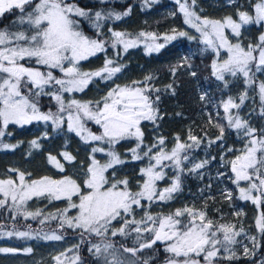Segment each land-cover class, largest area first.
Masks as SVG:
<instances>
[{
	"label": "snow or ice",
	"instance_id": "obj_1",
	"mask_svg": "<svg viewBox=\"0 0 264 264\" xmlns=\"http://www.w3.org/2000/svg\"><path fill=\"white\" fill-rule=\"evenodd\" d=\"M157 2L141 0V7L151 8ZM227 3L235 5L236 0ZM97 4L99 7L88 8L81 6L80 0H0V17L6 13L16 16L11 27L0 29V149L14 151L19 147L3 143V138L11 135L7 132L10 125L38 122L57 133L72 134L88 152L81 161L78 152L68 150L67 142L56 154L49 152L46 162L57 176L33 178L30 172L8 169L9 175L0 177V209L8 213L7 220L12 223H0V239L60 241L67 230L78 233L80 243L54 256L55 264H83L79 255L82 244L87 245L94 264H155V258L144 252L155 251L158 243L163 245V264H234L241 258L264 264V256H257L264 248V127L253 126L251 113L241 115L245 101L258 97L259 116L264 119V79L259 78L264 76V31L255 42H245L249 27L264 28V0H248L247 7L237 6L232 14L220 18L204 15L197 0H175L183 23L198 35L173 29L171 35L162 37L143 31L132 37L115 30L110 22L129 16L132 7L116 11L111 7L113 0H97ZM178 37L204 45L203 51L210 52V75L223 88L230 86L231 77L242 79L244 90L218 104L207 92L200 95L209 109L208 124L219 134L208 138L205 132L201 137L189 129L186 139L176 135L169 148L163 135L145 142V122L158 128L163 119L161 89L153 83L154 77L147 75L125 84L116 80L126 68L121 63V49L127 52L143 39L150 54ZM161 39L164 43L156 42ZM109 48L115 50L111 58L107 57ZM100 53L105 54L103 65L84 71L81 62ZM180 67L197 76L187 57L172 69L173 76ZM96 81L105 85L103 95L76 97ZM250 90L256 96L250 97ZM165 91L175 95L174 84H168ZM212 108L217 111L213 113ZM226 134L235 135L241 147L227 146ZM49 138L45 130L29 142L30 149L39 150L41 140ZM205 140L209 146L221 142V166L231 175L218 172L217 176L235 186L234 190H221V197L230 206L240 200L256 207L252 227L258 235L245 230L239 219L242 210L234 211L235 221L225 220L221 209H216L218 218L211 217L208 201L215 200L214 196H202L200 207L184 205L166 214L152 213V205L166 204L183 191L185 177L195 174L204 179L203 170L216 157L193 160L191 153ZM122 143L130 145L126 153L118 151ZM130 161L143 165L135 185L118 175ZM69 169L76 171L69 174ZM161 182L167 183L161 187ZM34 199L49 204L63 201L65 207L54 213L43 208L29 210L28 203ZM19 219L37 220L40 225L55 221L56 227L44 232L42 227L33 229L26 224L21 230L16 226ZM236 246L242 252L238 253ZM20 251L31 253L32 248L0 247V253ZM73 252V256L68 255Z\"/></svg>",
	"mask_w": 264,
	"mask_h": 264
},
{
	"label": "trees",
	"instance_id": "obj_2",
	"mask_svg": "<svg viewBox=\"0 0 264 264\" xmlns=\"http://www.w3.org/2000/svg\"><path fill=\"white\" fill-rule=\"evenodd\" d=\"M223 0H198L197 4L200 9H203V14L212 18H219L232 14L237 6H240V2L243 6H247L248 0H236L235 5L228 7H222ZM81 6L88 8L99 7L97 0H80ZM127 6L132 7V12L129 16L122 18L120 21H111L110 25L118 31H124L129 33L132 37H136L141 31L143 32H154L158 36L164 34H171L172 30H180L183 24L182 14L177 12V5L172 0H158L154 3L151 8L141 7V0H113L111 7H114L116 11H122ZM170 7L172 12H177L175 16L169 15L165 8ZM16 19L14 13H6L3 17H0V29L5 27H11L13 21ZM264 31V28L258 26H251L247 29L246 34L248 38H245V42H255L260 33ZM88 34L91 35V32ZM157 43H164V41L158 40ZM197 44L196 41L188 40L184 37H178L177 39L166 43L165 47L159 52L147 53V52H136L127 51L121 55V63L126 65L125 70L116 83L125 84L130 83L133 80H142L147 75L154 77L153 83L156 87L161 89L160 93V113L163 119L158 121L159 127L155 128L151 123L146 122L144 124L145 142L150 143L154 137L163 135L167 139L168 146H172L174 137L179 135L182 139H186L187 132L189 129L194 134L203 137L204 133H207L208 138H214L217 136L218 130L208 124L207 116L209 109L205 108V102L200 101V88L208 89V94L215 103L218 104L221 99H225L233 93V89H238L242 85V79L233 81L228 88H223L219 81H216L210 75L208 65L210 60V52H205L203 49H199L193 53L192 56L188 55L189 50ZM113 49L109 48L107 51V57L111 58L114 56ZM122 51V49H121ZM183 52L186 56L182 57L180 54ZM187 57L188 62L193 65L197 71V76L192 77L188 74V69L180 67L176 69V73L172 75V69L178 64L183 63V58ZM105 60V54L100 53L95 57L89 58L87 61L81 62V67L84 71H92L100 68ZM168 84H174L175 95L171 94V91H165V87ZM91 85L97 87L103 84L99 81L94 82ZM90 85V86H91ZM88 87L84 93L81 94V99H95L101 95L95 94V91ZM233 87V88H232ZM96 90V89H95ZM256 96V94H255ZM45 105L48 104L47 98L43 101ZM255 112L254 115L257 121L264 127V119L259 116L260 102L257 97L254 100ZM215 113L214 108L210 109ZM220 111V108H219ZM177 113L182 115L178 116ZM215 115L213 119H215ZM41 129H37L34 124L24 125L23 127L18 125H10L7 132L11 135H6L3 138V143L19 144V147L14 151L0 149V177L5 176L10 168H19L21 171L30 172L33 178H39L41 176H57L58 173L54 168L46 162V157L49 152L56 154L68 143V150L73 153H79V159L85 161L88 155L87 147L83 145L78 138H75L72 134L65 135L64 133H57L47 127L44 124H40ZM44 128V130H42ZM41 130V131H40ZM48 130L50 138L47 140H41L42 147L39 150L30 149L29 142L33 139L41 137L42 133ZM219 141L215 144L207 143L205 140L201 146L193 151L195 154L191 158L194 160H203L212 156L216 157V160L211 161L206 168L203 170L204 179H200L195 174L185 177L183 182V191L177 194L176 198L166 204H160L159 210L163 213L174 211L176 208L188 205L189 201L195 203V205L203 204L202 197H199L198 192L202 191L208 196H214L215 200L209 199L208 210L209 215L213 218H218L216 209H221L222 212L229 218H236L232 215L233 207L229 205V202L224 201L220 195L221 190L233 189L234 185L230 180L217 176L218 172H227L228 175L231 173L227 168L221 166L220 156L223 155ZM225 144L229 147L239 148L241 147L240 142L237 140L235 135L226 134ZM130 145L122 143L118 146V151L126 153ZM31 151V156L28 152ZM228 158H231L229 154ZM133 168L128 169V173H124L125 169L131 166ZM139 168V162H129L122 166L118 170V175L121 177H127L130 181H133L134 171ZM72 169H69V173ZM137 177V176H136ZM211 184V188L207 185ZM45 200H32L30 206L33 209H45L46 211H55L61 209L65 203L63 201H54L52 204L44 205ZM235 208L242 207L245 209L248 215L255 213V206L247 201L234 200L232 202ZM29 207V206H28ZM8 213L0 209V223H7L11 225V221L7 220ZM242 217V216H241ZM26 224H30L33 229L43 228L44 231H49L51 228L56 227V222L53 221L51 224L40 225L37 220H23L19 219L16 221V226L23 230ZM16 243L10 244L11 246L24 247L29 246L34 249L47 252L49 250V244L38 243L36 240L23 242L21 239L14 238ZM67 240H74L80 243L78 233L67 230L65 232V238ZM9 246L6 238L0 239L1 246ZM155 251L145 250V256H152L155 258V264H163L164 256L163 245L157 244ZM264 253V248L259 250ZM79 255L83 264H94L93 258L87 251V245L82 244L79 249ZM6 254L0 253V263L5 260ZM249 263L248 259L241 258L235 261L234 264H245Z\"/></svg>",
	"mask_w": 264,
	"mask_h": 264
},
{
	"label": "rangeland",
	"instance_id": "obj_3",
	"mask_svg": "<svg viewBox=\"0 0 264 264\" xmlns=\"http://www.w3.org/2000/svg\"><path fill=\"white\" fill-rule=\"evenodd\" d=\"M173 2H175V0H172ZM212 1H215V0H212ZM198 2V0H197ZM240 5L243 6V3L240 2ZM222 7H228L230 6L228 3H227V0H223L222 1ZM247 7V6H246ZM165 11L171 15L172 13V10L170 9V7H166L165 8ZM223 17V16H221ZM183 18V16H182ZM220 18V17H219ZM179 31H187L190 35H198L195 33V31L193 29H190L187 25H185L184 23L182 24V26L180 27V30ZM172 34V33H171ZM170 34V35H171ZM245 38H248V35L246 34L245 32ZM191 41H194V40H191ZM147 41L145 40H141L139 43H138V46L137 47H134V48H130L128 51H136V52H147L146 49H145V43ZM197 42V41H196ZM199 49H204V45L203 44H200L197 42V44H195L188 52V55L189 56H192L193 53ZM123 51H121V55H123ZM180 56L184 57L186 56L185 54H183V52L180 54ZM99 69V68H98ZM97 70V69H95ZM122 74H120L121 76ZM259 76V74H258ZM260 79H264V76H260L259 77ZM229 80H235L237 81L238 79H233L231 77H229ZM233 81H231L232 83ZM90 86V85H89ZM94 91H95V94H98V95H103V93L107 90L105 85L103 84L102 86L100 87H97L95 88L96 86L95 85H91L90 86ZM233 88V87H232ZM96 89V90H95ZM244 90V85H243V81H242V85L241 87L236 90V89H233V93L229 96H232V97H236L238 96L239 94H241ZM200 92V95H202L203 93L207 92L208 93V89L206 88H200L199 90ZM81 94L82 93H77L75 94L77 98H81ZM255 92L254 91H249V96L250 97H253L255 96ZM228 97H226L225 99H227ZM214 101V100H213ZM216 102V101H214ZM214 111H216V108H214ZM254 112H255V103H254V100L253 99H249V100H246L245 101V104L242 106V109H241V115H244V116H248L249 113H251V123L253 124V126L255 127H262L261 123L257 121V118L256 116L254 115ZM220 113L222 114L223 113V109L222 107L220 108ZM146 123V122H145ZM34 124L35 127H38L37 129H41L40 127V124H43V123H38V122H34L32 123ZM44 130V128L42 129ZM41 131V130H40ZM173 146V145H172ZM172 146H168L169 148H171ZM195 154L192 152L191 153V157L194 156ZM193 159V158H192ZM194 160V159H193ZM143 165L139 162V168L142 167ZM133 168L132 165L129 166L128 168L125 169L124 173H128V169H131ZM138 168V169H139ZM16 169H19V168H16ZM20 170V169H19ZM76 170L75 169H72V171L69 173V174H73ZM224 172V170L222 171ZM137 173H138V170L137 171H134V173H132L134 175V180L132 181L133 185H135L136 183V180H137ZM9 173H7L5 176H8ZM3 176V177H5ZM167 182H161L160 186L163 187L165 186ZM199 194V197H206L207 195L204 194L202 191H199L198 192ZM36 200V199H34ZM30 202L28 203V206H29V210H36V209H33L31 208L30 206ZM65 203V202H64ZM251 203V202H250ZM195 203H192L191 201H189L188 205H193ZM44 205H49L48 201L45 200V203ZM197 207H200L201 205L200 204H197L196 205ZM65 205L62 207L64 208ZM231 207H233V210H232V215H234V211H238V210H242V217H240L239 219L243 221V226L245 228V230L250 234V235H258L255 228L252 227L254 225V218L255 216L257 215V209L255 207V213L252 214V215H248L247 212L245 211V209H243L242 207H237L235 208L233 206V204L231 205ZM61 208V209H62ZM160 208V204H154L152 205V208H151V211L152 213L155 215V214H158V213H163L159 210ZM56 211V210H55ZM55 211H46V212H52L54 213ZM139 212V210H137ZM142 214V213H140ZM224 219L227 220V221H235L237 218H229L228 216H226L224 214ZM44 232H48V231H44ZM30 241H34L36 240V242H40V243H45V244H49V250L47 252H42L41 250H38V249H34L32 247V252L31 253H24L23 251H20L16 254H12V253H4L7 255V257L5 258L4 261H2L0 264H55L54 260L52 259L54 256L58 255L60 252L62 251H65L66 249L72 247L73 245L77 244V242H75L74 240H67V239H63V240H60V241H47V240H44L42 238H38V239H29ZM6 241L8 243L9 246H1V247H11V248H17V249H24V248H27L29 246H24V247H16V246H11L10 244H14L16 243V240L14 238H6ZM21 241L25 242L27 240L25 239H21ZM245 243H247V241L245 240ZM237 248V252L240 253L242 252V249H240L239 246H236ZM75 253H68L69 256H73ZM257 256H264V253L262 252H258L257 253ZM249 263H245V264H251V260H249ZM65 264H67V262H65Z\"/></svg>",
	"mask_w": 264,
	"mask_h": 264
},
{
	"label": "flooded vegetation",
	"instance_id": "obj_4",
	"mask_svg": "<svg viewBox=\"0 0 264 264\" xmlns=\"http://www.w3.org/2000/svg\"><path fill=\"white\" fill-rule=\"evenodd\" d=\"M4 254V253H3Z\"/></svg>",
	"mask_w": 264,
	"mask_h": 264
}]
</instances>
